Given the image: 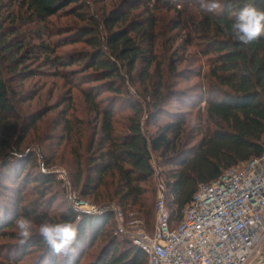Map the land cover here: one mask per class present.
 I'll use <instances>...</instances> for the list:
<instances>
[{
    "label": "trees",
    "instance_id": "obj_1",
    "mask_svg": "<svg viewBox=\"0 0 264 264\" xmlns=\"http://www.w3.org/2000/svg\"><path fill=\"white\" fill-rule=\"evenodd\" d=\"M170 1L179 3L173 8L178 20L174 31L179 30L173 44L182 41L166 62L170 72L177 75L179 66L185 62L184 54L195 41L203 45L200 54L210 58L208 74H198L203 82L197 88L200 107L198 122L191 128L196 135L191 138L189 134L186 136L190 112L172 113L165 109L171 94L164 93L163 64L157 55V11L168 2L121 0L118 7L110 11L104 8L99 16L85 0H0V32L4 31L0 36V166L6 170V176H13V185L25 178L22 189L30 184L46 188L56 179L49 172L47 158H42L44 171L31 180L26 168L37 159L33 161L30 153H23L18 143L11 145L16 137L23 144L44 113L31 117L27 128L18 129L9 121L16 108L11 97L14 90L8 85L4 70L12 79L21 81L22 89L28 81L42 76V69L49 68L79 90L85 109L99 128L93 131L87 146L90 156L85 161L81 137L80 149L73 153L76 170L70 171V183L79 198L92 199L96 204L114 202L124 212L148 208L146 195L155 193L151 190L156 177L153 155L158 154V168L166 181L174 226L181 221L183 210L201 184L211 183L223 172L262 155L264 35L242 45L233 38L231 25L245 5L264 10V0H192L194 13L188 14L187 19L178 8L183 2ZM213 2L220 7L212 11L201 7ZM61 15L75 19L77 25L57 28L53 19ZM76 45H84L88 51L66 57L57 54L61 48ZM74 68L78 70L68 71ZM106 94L110 96L104 98ZM122 99L132 114L123 121L125 132L118 134L116 107ZM70 101L73 104V99ZM162 117L168 120L162 121ZM149 127H155V132L150 134ZM65 129L69 141L75 129L71 122H66ZM15 156L23 162L11 170ZM144 185L150 186L148 190ZM19 190L16 193L20 204L14 209L0 200V237L6 228L14 227L13 222L21 213L30 217L31 210L20 206L23 193L19 194ZM155 204L146 212L148 219L155 215ZM32 214L41 223H72L78 232L73 245L75 251L58 257L42 237L29 238L12 249L16 254L21 245H27L23 256L15 258L16 264L28 255L27 247L32 242L31 245L40 247V253L31 264H78L87 247L103 237L115 218L111 212L98 217L73 207L55 219ZM109 245L110 251L99 257V264H148L144 252L133 244L123 251L117 241Z\"/></svg>",
    "mask_w": 264,
    "mask_h": 264
},
{
    "label": "rangeland",
    "instance_id": "obj_2",
    "mask_svg": "<svg viewBox=\"0 0 264 264\" xmlns=\"http://www.w3.org/2000/svg\"><path fill=\"white\" fill-rule=\"evenodd\" d=\"M85 1L91 4L93 12H97L99 16L102 15L101 10L104 8H106L107 11H110L111 9L118 7L121 2V0ZM181 1L183 2V5L182 7L178 6V8L181 11H184V18L187 19L188 16H190L188 14L194 13L193 6H195V3L192 0H179V2ZM164 2L168 3H166V6L161 5L157 11L159 18V24L157 27V55L159 61L163 64V73L165 77L163 81L164 93L166 95L171 94L165 109L167 112L169 111L172 113L190 112V123L186 136L188 137L189 134L191 138L196 135L195 131H192L191 128L195 125V122H198V109L200 107V90L197 88L203 82L202 79H199L198 74H200V72L203 76L208 74L210 58L204 57L200 54L203 45L195 41L184 54L185 62L179 66L177 75H173L170 72L166 62L173 54L175 48L180 46L182 43L180 40L176 43V45L173 44V38L179 32V30L174 31L175 24L178 20L173 8L175 4L178 5L179 3L177 4L175 2H171L170 0H164ZM185 2L189 3L186 7L184 6ZM3 14L4 13H2V15ZM53 22L57 28L66 26L75 27L77 25L75 19L66 18L62 15L59 16V18H54ZM2 33H4V31ZM87 49L88 48L84 45L68 46L66 48L59 49L57 54L66 57L74 52L88 51ZM1 52L2 50L0 49V60L2 58ZM33 67L35 68V66ZM70 70L78 69L74 68L69 69L68 71ZM42 72H44L42 76H38L28 81L24 89L20 87V80L12 79L6 70L3 72L5 79L8 81V85L14 90L11 93V97L16 111L13 116L8 118L9 121L16 124L18 129L23 127L27 128L31 122V117L37 113H44L42 120H40L36 127L30 131L27 138L23 141V144H19V140L16 141V137L13 139L14 141L11 145L16 146L18 143L17 146L21 145L23 153H30L29 158H35V160L37 159V162L33 159V164L31 166L28 165L26 168V175L30 174L31 180L44 171L42 158H47L48 164H50L49 172L50 174H53L56 179V182L53 185L46 188L30 184L22 189L21 187L24 184L25 178H22L17 183L15 182L16 185H13V176H6V170L4 167L0 166V200L6 201L7 204L14 209L16 205L20 204L18 198L19 195H17L16 191L21 188L18 191L19 194L23 193V202L20 206L21 208L25 207L31 210L29 218L33 221V229L30 238L33 239L36 237H38V239L42 237L38 231L39 225L42 223L36 219L34 214H32L33 212L47 215L50 219L59 218L62 214H65L70 207L81 209L85 206H89V208L106 211L98 217L107 216L110 212L114 213L109 211L110 205L114 204V202L108 203L107 201H101L96 204L92 202V199L79 198L78 192L72 188L69 174L71 170H76V161L73 153L80 149L79 144L81 143L80 140L82 137L83 146L81 148V152L83 154L84 161L90 156V154H87V146L92 139L95 127L98 126L96 125L92 115H89L87 109H85L82 96L78 89L57 77L53 73L54 70L44 68L42 69ZM109 96V94H106L104 95V98H108ZM71 99H73V104L70 101ZM122 100L124 101V99ZM122 100L116 107V110L118 111H116L117 114L115 118L117 121L116 128L118 134L125 132V129L122 126L123 121L132 114L128 108V104ZM204 107L205 104H202L201 109H204ZM51 109L53 110L49 111ZM166 120H168L167 117H162V121ZM66 122H71L73 128L75 129V135L69 141V137L67 139V135L65 133L67 130L65 129ZM60 123L63 125H59ZM148 131L150 134L154 133L155 127H149ZM12 161L13 162L10 161L11 170H14L15 164L23 162V160H20L19 157L16 156ZM153 165L156 167V173L162 172V170L158 168V154L153 155ZM148 187L150 186L144 185L145 189ZM35 188H38L37 190L41 191H37ZM151 190L155 191V193L154 195L152 193V195H146L149 200L147 206L148 208L154 206L156 202V178H154L151 182ZM40 192L41 194H39ZM148 208H145L140 212L139 208L124 212V209L118 207L117 211L120 212L121 215L123 214L122 223L126 226V228L128 227V232H143L149 235L153 234L155 229V215L151 219H148L146 215ZM13 217H15V214L11 218ZM20 217H24L22 216V213ZM41 218H43V216ZM15 221L13 222L14 227L6 228L5 232L2 233L3 236L0 237V264H16L15 258L17 259L23 256V252L27 246L23 247L21 245V249L17 251L18 253L15 251L16 254L14 253V250H12L15 248V245L21 244L20 237L18 236L17 228L15 226ZM119 227L120 222L118 221L117 214H115L113 225L105 231L102 238L96 240L92 246L90 245L87 247V250L85 251L83 257H81L78 264H99L101 260L99 257L102 256L103 253L110 251L109 244L112 241H117V243L121 244V251L133 247V243L129 239L130 236H128L127 232L121 231ZM88 243H90V239H88ZM31 244L27 247L28 255L26 254L24 260L19 264H31L40 253V251H38V248L40 247L38 245Z\"/></svg>",
    "mask_w": 264,
    "mask_h": 264
},
{
    "label": "built area",
    "instance_id": "obj_3",
    "mask_svg": "<svg viewBox=\"0 0 264 264\" xmlns=\"http://www.w3.org/2000/svg\"><path fill=\"white\" fill-rule=\"evenodd\" d=\"M261 144V156L201 184L174 226L161 173L155 177L153 234L128 232L118 207L112 204L109 211L117 214L120 230L144 252L148 264H254L264 254V138ZM77 210L92 216L106 212L89 206Z\"/></svg>",
    "mask_w": 264,
    "mask_h": 264
},
{
    "label": "clouds",
    "instance_id": "obj_4",
    "mask_svg": "<svg viewBox=\"0 0 264 264\" xmlns=\"http://www.w3.org/2000/svg\"><path fill=\"white\" fill-rule=\"evenodd\" d=\"M202 8L207 7L212 11L220 5L213 2L210 6L201 4ZM231 34L233 38L242 45H248L258 40L264 35V10H258L251 5L243 6L237 19L231 25ZM20 243H25L32 235L33 221L28 217H19L15 221ZM39 234L42 236L46 245L51 247L53 253L60 256H66L75 251L73 245L77 239V228L69 222H44L39 225Z\"/></svg>",
    "mask_w": 264,
    "mask_h": 264
},
{
    "label": "water",
    "instance_id": "obj_5",
    "mask_svg": "<svg viewBox=\"0 0 264 264\" xmlns=\"http://www.w3.org/2000/svg\"><path fill=\"white\" fill-rule=\"evenodd\" d=\"M254 264H264V254H263V256H262L260 259H258Z\"/></svg>",
    "mask_w": 264,
    "mask_h": 264
}]
</instances>
